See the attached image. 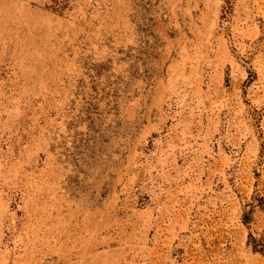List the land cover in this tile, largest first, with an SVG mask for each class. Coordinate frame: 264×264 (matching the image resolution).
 <instances>
[{
  "label": "rangeland",
  "instance_id": "374dc122",
  "mask_svg": "<svg viewBox=\"0 0 264 264\" xmlns=\"http://www.w3.org/2000/svg\"><path fill=\"white\" fill-rule=\"evenodd\" d=\"M264 0H0V264H264Z\"/></svg>",
  "mask_w": 264,
  "mask_h": 264
},
{
  "label": "trees",
  "instance_id": "16d2710c",
  "mask_svg": "<svg viewBox=\"0 0 264 264\" xmlns=\"http://www.w3.org/2000/svg\"><path fill=\"white\" fill-rule=\"evenodd\" d=\"M261 154H262V158L264 159V149L262 150Z\"/></svg>",
  "mask_w": 264,
  "mask_h": 264
}]
</instances>
